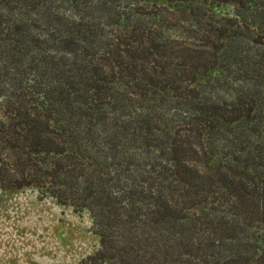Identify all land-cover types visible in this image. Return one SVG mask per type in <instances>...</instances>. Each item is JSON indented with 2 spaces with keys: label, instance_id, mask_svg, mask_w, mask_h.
I'll use <instances>...</instances> for the list:
<instances>
[{
  "label": "trees",
  "instance_id": "obj_1",
  "mask_svg": "<svg viewBox=\"0 0 264 264\" xmlns=\"http://www.w3.org/2000/svg\"><path fill=\"white\" fill-rule=\"evenodd\" d=\"M0 188L86 264H264V0H0Z\"/></svg>",
  "mask_w": 264,
  "mask_h": 264
},
{
  "label": "rangeland",
  "instance_id": "obj_2",
  "mask_svg": "<svg viewBox=\"0 0 264 264\" xmlns=\"http://www.w3.org/2000/svg\"><path fill=\"white\" fill-rule=\"evenodd\" d=\"M98 249L87 213L34 189L0 188V264H86Z\"/></svg>",
  "mask_w": 264,
  "mask_h": 264
}]
</instances>
